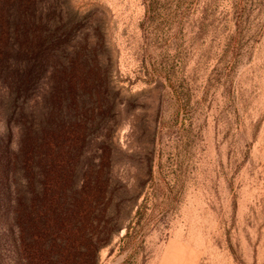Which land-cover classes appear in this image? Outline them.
Listing matches in <instances>:
<instances>
[{
	"label": "rangeland",
	"instance_id": "374dc122",
	"mask_svg": "<svg viewBox=\"0 0 264 264\" xmlns=\"http://www.w3.org/2000/svg\"><path fill=\"white\" fill-rule=\"evenodd\" d=\"M34 2L71 55L29 264H264V0Z\"/></svg>",
	"mask_w": 264,
	"mask_h": 264
},
{
	"label": "trees",
	"instance_id": "16d2710c",
	"mask_svg": "<svg viewBox=\"0 0 264 264\" xmlns=\"http://www.w3.org/2000/svg\"><path fill=\"white\" fill-rule=\"evenodd\" d=\"M40 16L34 0H0V81L5 85L0 111L14 127L12 132L4 123L0 131V264L34 261L35 254H25V248L41 218L43 189H48L52 176L58 127L52 73L71 54H51V38L40 43ZM46 72L43 84L40 78ZM57 235L54 231L44 234L36 264L58 263V253L51 248L52 238L61 244Z\"/></svg>",
	"mask_w": 264,
	"mask_h": 264
}]
</instances>
